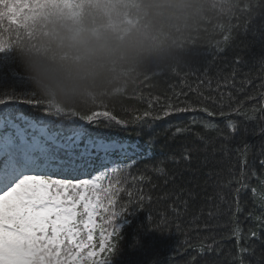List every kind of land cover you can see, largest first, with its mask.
Returning <instances> with one entry per match:
<instances>
[{
    "label": "trees",
    "instance_id": "16d2710c",
    "mask_svg": "<svg viewBox=\"0 0 264 264\" xmlns=\"http://www.w3.org/2000/svg\"><path fill=\"white\" fill-rule=\"evenodd\" d=\"M84 2L55 0L69 21ZM211 6L174 59L116 83L91 107L63 112L30 95L14 56L18 41L46 34L47 10L25 27L18 17L0 20V41L12 45L9 63L0 55V109L53 132L86 129L140 149L103 181L115 201L110 211L128 209L116 221L120 232L106 264H264V0ZM9 96L42 102H7ZM185 106L196 110L165 115Z\"/></svg>",
    "mask_w": 264,
    "mask_h": 264
},
{
    "label": "snow or ice",
    "instance_id": "6c2138e0",
    "mask_svg": "<svg viewBox=\"0 0 264 264\" xmlns=\"http://www.w3.org/2000/svg\"><path fill=\"white\" fill-rule=\"evenodd\" d=\"M57 6L55 0H35L32 7L20 0H0V20L18 17L25 27L37 14ZM11 49V44L0 41V55ZM5 63H9L6 55ZM30 95H36L33 88ZM7 102L40 104L42 100L9 96ZM5 104L6 101L0 99V105ZM189 110L196 109L175 107L165 115ZM202 110L208 112L207 108ZM86 119L92 122L91 116ZM261 132L264 133V128ZM75 136L53 135L22 116L13 115L8 108L0 109V264H106L105 259L97 257L100 252L114 250L111 240L120 232L116 221L128 209L120 213L110 211L115 201L111 188L103 185L106 172L92 179L54 178L65 170L78 171L76 165L81 160L84 165L89 163L78 150L88 146L83 138L87 130L82 131L79 146ZM66 137H73L71 155L68 148L58 147L69 143ZM109 147L91 145L92 153L97 148L107 152ZM54 165L59 171L53 169ZM104 214L108 216L107 227L97 220L98 217L104 219ZM97 230L98 245L94 241ZM97 246L100 252L96 251ZM85 249L87 253L82 255Z\"/></svg>",
    "mask_w": 264,
    "mask_h": 264
},
{
    "label": "clouds",
    "instance_id": "9594fccd",
    "mask_svg": "<svg viewBox=\"0 0 264 264\" xmlns=\"http://www.w3.org/2000/svg\"><path fill=\"white\" fill-rule=\"evenodd\" d=\"M212 0H85L71 21L46 11V34L20 40L14 56L32 88L63 111L109 98L113 86L178 56Z\"/></svg>",
    "mask_w": 264,
    "mask_h": 264
},
{
    "label": "rangeland",
    "instance_id": "374dc122",
    "mask_svg": "<svg viewBox=\"0 0 264 264\" xmlns=\"http://www.w3.org/2000/svg\"><path fill=\"white\" fill-rule=\"evenodd\" d=\"M18 116H22V115H18ZM23 118H24V120H26V121H28L30 123H33V124H35L37 126V123L34 120H31L28 117H23ZM41 127L45 128V130L47 132H49L46 127H44V126H41ZM52 134L56 135L57 133H52ZM75 134H76L75 142H76V145L79 146L80 145L79 137H80V135L82 133H75ZM83 138L87 142L88 146L86 148H78V150L81 152L82 156H84V158H86L89 155H98V158L100 160H102L101 164L102 165L105 164L106 166H104L102 169L98 170L97 172L93 173V175L91 177L79 176L80 179H92V178H95L97 175H99L102 172H106L107 173L108 171H110L112 168H114L116 166L117 160H114L112 155H114V154L115 155H119V157L121 158V156H125V155L130 154L132 152V150H130L128 148V146L124 142L108 141V140H102V139L96 140V139H93V138H90V137H86V139H85V137H83ZM65 140L68 141L69 143H64V144H61V145H64V146L68 147L69 150H70L71 149L70 142L73 140V137H66ZM93 143L102 144V145H109L110 147L108 148L107 152H105L103 149L97 148L96 152L92 153L91 145ZM132 149L138 151V148L136 147V145H133ZM107 163H109V164H107ZM97 220H98V223H100L103 226L107 227V223L105 222V219H101L100 217H98ZM98 235H99V230H97V234H96V236H94V241H96L97 245L99 244V241L97 239ZM111 243H112V240H111ZM96 251L100 252L99 246H97ZM86 253H87V249H85V252L82 253V255H86ZM107 254L108 253L100 252V255H99V257H97V259H105L106 260Z\"/></svg>",
    "mask_w": 264,
    "mask_h": 264
}]
</instances>
